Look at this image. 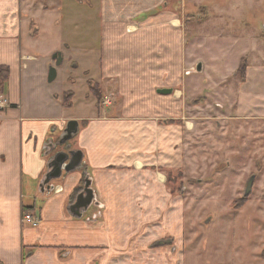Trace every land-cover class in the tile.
Segmentation results:
<instances>
[{
    "label": "crops",
    "instance_id": "obj_1",
    "mask_svg": "<svg viewBox=\"0 0 264 264\" xmlns=\"http://www.w3.org/2000/svg\"><path fill=\"white\" fill-rule=\"evenodd\" d=\"M66 1L72 3L66 14L51 18L57 7L64 9L55 0H0V67L10 69L0 93V264H165L166 202L148 198L149 181L160 186L148 168L179 157V130L158 120L175 119L181 103L175 93L157 91L181 83L180 10L175 0H98L99 21L87 29L97 31L87 37L99 41L98 73L87 72L85 80L98 87L102 101L97 108L98 97L88 90L85 103L94 113L76 117L71 78L57 82L58 67L56 80L48 82L55 52L74 70L73 54L85 47L81 0ZM228 35L222 38L229 41ZM249 42L252 50L240 49L231 74L236 77L247 60L237 92L255 103L252 115L264 119V35ZM109 107L122 114L103 111ZM70 121L79 123L74 148L83 153V168L43 187L54 156L46 146ZM86 178L100 205L77 218L70 206ZM27 214L37 227L24 221Z\"/></svg>",
    "mask_w": 264,
    "mask_h": 264
},
{
    "label": "rangeland",
    "instance_id": "obj_2",
    "mask_svg": "<svg viewBox=\"0 0 264 264\" xmlns=\"http://www.w3.org/2000/svg\"><path fill=\"white\" fill-rule=\"evenodd\" d=\"M65 1L55 0L64 9L60 12L57 7L51 18L72 7ZM81 4L85 47L73 54L76 69L68 67L67 59L59 67L57 82L71 78L67 85L78 96L70 113L88 117L94 110L85 103L86 94L88 90L94 98L99 94L91 79L86 83L87 72L98 73L99 41L87 37L97 33L87 29L99 21L98 0H81ZM173 4L181 19V83L161 89H172L170 95L179 97L181 109L175 119L162 117L158 122L179 130V157L148 168L160 185L154 189L149 181L148 198L166 202V235L161 244L165 264H264V119L252 115L250 106L255 103L237 92L241 76L231 74L240 49L252 50L249 36L264 35V0H175ZM231 19L239 23L232 25ZM228 32L229 41L222 38ZM236 37L243 39L241 46L233 41ZM255 54L256 50L250 55ZM199 63L204 65L200 74L196 73ZM73 80L77 84L72 85ZM99 96L97 108L102 101ZM103 111L122 114L112 107ZM65 130L51 140L54 156L76 151L77 136L65 141ZM93 208L98 210L92 206L84 216Z\"/></svg>",
    "mask_w": 264,
    "mask_h": 264
},
{
    "label": "water",
    "instance_id": "obj_3",
    "mask_svg": "<svg viewBox=\"0 0 264 264\" xmlns=\"http://www.w3.org/2000/svg\"><path fill=\"white\" fill-rule=\"evenodd\" d=\"M53 61L55 66H51L49 69L48 82L52 83L56 80L58 72L57 68L63 63L62 53L58 52L53 55ZM204 70L203 63H199L196 67V73L200 74ZM160 95H170L173 90L162 89L157 91ZM79 123L77 121H70L66 127L64 139L65 141H70L78 135ZM48 154L53 152L54 147L50 143L46 146ZM83 153L80 151L70 152V153H57L52 157L49 164V171L46 175L43 187L47 186L51 181L60 179L63 174H68L80 169L83 162ZM254 177L248 182L247 190L245 195L248 196L251 192L253 186ZM92 182L89 178H86L85 186L83 190L77 195L76 200L70 206V212L73 216L81 218L84 213H86L92 206H99L100 204L96 200L95 193L91 188ZM51 186H48V192H52Z\"/></svg>",
    "mask_w": 264,
    "mask_h": 264
},
{
    "label": "trees",
    "instance_id": "obj_4",
    "mask_svg": "<svg viewBox=\"0 0 264 264\" xmlns=\"http://www.w3.org/2000/svg\"><path fill=\"white\" fill-rule=\"evenodd\" d=\"M247 67H248V63L246 59H243L240 63L239 69L237 74H239L241 76V82H245L246 81V77H247ZM10 76V69L8 67H0V93L3 94L6 90V84L8 82ZM70 95L66 96V105L67 103L70 101ZM98 99L100 98L99 94L97 95ZM27 210H29L28 208H25Z\"/></svg>",
    "mask_w": 264,
    "mask_h": 264
},
{
    "label": "built area",
    "instance_id": "obj_5",
    "mask_svg": "<svg viewBox=\"0 0 264 264\" xmlns=\"http://www.w3.org/2000/svg\"><path fill=\"white\" fill-rule=\"evenodd\" d=\"M0 108H2V102H0ZM24 221L32 224L34 227L38 226V222L36 220H34L33 216L30 214H27L24 216Z\"/></svg>",
    "mask_w": 264,
    "mask_h": 264
},
{
    "label": "flooded vegetation",
    "instance_id": "obj_6",
    "mask_svg": "<svg viewBox=\"0 0 264 264\" xmlns=\"http://www.w3.org/2000/svg\"><path fill=\"white\" fill-rule=\"evenodd\" d=\"M82 191V190H81Z\"/></svg>",
    "mask_w": 264,
    "mask_h": 264
}]
</instances>
